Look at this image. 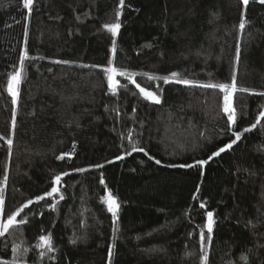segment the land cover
<instances>
[{
    "label": "trees",
    "instance_id": "trees-1",
    "mask_svg": "<svg viewBox=\"0 0 264 264\" xmlns=\"http://www.w3.org/2000/svg\"><path fill=\"white\" fill-rule=\"evenodd\" d=\"M118 6L33 0L29 13L23 0H0V221L18 208L26 221L0 236V264H205V254L207 264H264V119L208 160L264 111V4L125 0L113 36L104 25ZM108 67L136 73V83L117 74L113 90ZM173 72L197 84L144 75ZM233 74L230 130L224 93L200 85L230 84ZM199 160L208 163L180 167ZM109 192L115 217L102 199ZM209 211L212 240L202 245ZM49 234L52 250L38 247Z\"/></svg>",
    "mask_w": 264,
    "mask_h": 264
},
{
    "label": "snow or ice",
    "instance_id": "snow-or-ice-1",
    "mask_svg": "<svg viewBox=\"0 0 264 264\" xmlns=\"http://www.w3.org/2000/svg\"><path fill=\"white\" fill-rule=\"evenodd\" d=\"M249 2H250V0H242V4L245 6V8L249 4ZM258 2L260 4H264V0H258ZM32 5H33V0H23V7L28 9L29 13L31 12ZM124 6H125V0H119V6H118V9L116 11V21L114 23L104 25V27L106 29H108L112 33L113 36H115L117 34V32L119 31V29L121 27L120 22H119V17L121 15V12H122V9ZM245 26H246V19L243 18V13H242V18H241L240 23H239V28L241 30H243L245 28ZM113 43H115V42H113ZM113 50H115V49H113ZM26 57H27V52H25L24 55L21 56V59H20L21 69H23V62H24V59ZM236 58H237V60L239 59V48L238 47H237V57ZM105 71L108 73L109 87L112 88L113 90L116 88V86L118 84V81L114 79V77L117 74H119L120 76H127L128 79L132 81V83H136L135 80L133 79V77L136 75V73H129L126 70H120V69H117L115 67H108L105 69ZM144 75H148L149 79H152V80H163L164 83H169L170 81L174 80V82L179 83V84H184V85H195V84H197V82L193 81V80L179 79L178 78L179 74L176 72H173L168 76H162V77L150 75L147 73H145ZM20 77H21V72L18 71V72L13 73L11 75L10 80L8 81V89L7 90L9 91V93H11V95L13 97V103H16L18 91H17V88L15 86L19 84ZM136 86H137V88L140 89V92L145 96L146 99L152 100L155 103H160V96L156 95L155 92L145 91V89L140 87L139 84H137ZM200 86L205 87V88H217V89L222 90V92L224 93L223 111L228 114L229 129L231 130L232 126H234L237 122V113H236V110L232 104L233 94L237 91L235 74H233L232 81L230 84L229 83H216V84L208 83V84H203ZM240 90L245 91V92L250 91L249 89H240ZM260 94L264 95V93H260ZM262 119H264V111H260L258 113L255 122L252 123L249 127H245L241 131H233L232 134L234 135L235 139H232L229 143L225 144L224 146L218 148V150L214 151L208 157V160H211L213 157L219 156L221 153L225 152L226 150L231 149L232 146L237 143V141L241 140L244 133H247V132L251 131L252 129H255L258 125H260L262 122ZM13 125H14V121H13ZM8 144L9 145L12 144L11 139L8 140ZM132 151L133 152H136V151L143 152L144 149L142 147L138 148L135 145H133ZM128 154L130 155L131 153H128ZM64 155H71V154L65 153V154H62V156L58 157V158L62 159ZM121 158L122 157H119V156L116 157V159H121ZM208 160H199V161H196L195 165L185 164V165H180V167L191 168L194 166L204 165V164L208 163ZM155 162L157 164L160 163L159 160H156ZM93 167L102 168L103 165L97 164V165H94ZM75 171L83 172V171H86V169H83V168L75 169ZM66 175H68L67 172L55 175V177H54L55 183L59 184L61 182L62 176H66ZM4 180L5 181L7 180L6 176L4 177ZM100 183L104 184L103 177H101ZM58 191H59V189L57 187L53 186L51 188V191L45 192L43 195L36 196L35 201L43 200V199H45V197L52 196L54 193H57ZM198 191H199V188H197V192ZM2 193H3V187L0 186V213H3V196H2ZM60 198L63 199V196L61 195ZM195 198L196 197L194 196V199ZM102 199L107 203L108 211L112 212L113 217H115L116 212L119 208V204L117 202V199L110 192L107 194V196L102 197ZM32 203H33V200L29 199L27 201V204H25L23 207H27L29 204H32ZM50 207H55V205H50ZM200 207L204 208L205 205L203 203H201ZM22 210H23V208H18L15 212L8 214L6 220L0 221V236H3L5 233H7L10 228H12L18 224H23L26 222L23 219L19 220V221L16 219V217L20 214V212ZM207 219H208V222H207V232H208L207 238L205 237V233L203 232V230L200 232V240H201L202 245L205 243V239H207L208 244L211 243V240H212L211 233H212V227H213V223H214L213 212H211V211L207 212ZM39 241H40V243L38 244V247H41V248L47 247L48 250H52L50 234L49 235H41L39 237ZM41 255H43V252L41 253ZM109 255L111 256V252ZM241 259L246 261L247 257L242 254ZM203 260H204L205 264H207V255L206 254L203 257ZM4 264H7V262H4ZM13 264H15V262H13Z\"/></svg>",
    "mask_w": 264,
    "mask_h": 264
},
{
    "label": "rangeland",
    "instance_id": "rangeland-1",
    "mask_svg": "<svg viewBox=\"0 0 264 264\" xmlns=\"http://www.w3.org/2000/svg\"><path fill=\"white\" fill-rule=\"evenodd\" d=\"M15 87L17 88V91H18V85H16ZM0 215H1V213H0ZM0 218H1V217H0Z\"/></svg>",
    "mask_w": 264,
    "mask_h": 264
}]
</instances>
